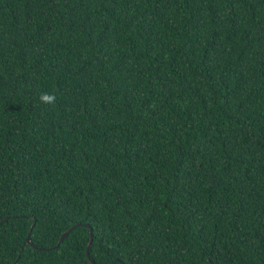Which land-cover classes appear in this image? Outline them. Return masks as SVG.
<instances>
[{
  "label": "trees",
  "instance_id": "16d2710c",
  "mask_svg": "<svg viewBox=\"0 0 264 264\" xmlns=\"http://www.w3.org/2000/svg\"><path fill=\"white\" fill-rule=\"evenodd\" d=\"M0 264H264V0H0Z\"/></svg>",
  "mask_w": 264,
  "mask_h": 264
},
{
  "label": "water",
  "instance_id": "95a60500",
  "mask_svg": "<svg viewBox=\"0 0 264 264\" xmlns=\"http://www.w3.org/2000/svg\"><path fill=\"white\" fill-rule=\"evenodd\" d=\"M77 225H74L72 228L68 229L67 231L64 232V234L62 235L59 243L55 246V247H59L61 242L71 233V231L76 228ZM89 226V225H87ZM90 227V226H89ZM93 239H94V234H93V229L91 228V237H90V242L88 244V247H87V255L90 257V248H91V245H92V242H93ZM27 241L35 248H39L37 247L36 245H34L31 240L28 238ZM41 249H45L44 247H42Z\"/></svg>",
  "mask_w": 264,
  "mask_h": 264
},
{
  "label": "clouds",
  "instance_id": "9594fccd",
  "mask_svg": "<svg viewBox=\"0 0 264 264\" xmlns=\"http://www.w3.org/2000/svg\"><path fill=\"white\" fill-rule=\"evenodd\" d=\"M55 99L56 97L54 94L44 93L40 96L42 103L54 104Z\"/></svg>",
  "mask_w": 264,
  "mask_h": 264
}]
</instances>
